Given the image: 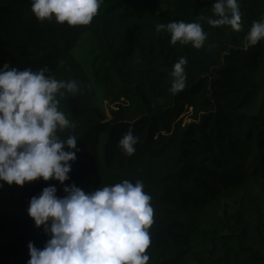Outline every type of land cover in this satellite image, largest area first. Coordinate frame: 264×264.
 I'll return each mask as SVG.
<instances>
[{"label": "trees", "instance_id": "16d2710c", "mask_svg": "<svg viewBox=\"0 0 264 264\" xmlns=\"http://www.w3.org/2000/svg\"><path fill=\"white\" fill-rule=\"evenodd\" d=\"M216 0H104L89 25L41 23L31 0H0V69H50L80 91L60 98L78 139L70 180L86 193L124 180L151 195L148 264H264V40L246 36L264 0H238L242 29L213 27ZM202 18V19H198ZM199 22L202 48L170 44L158 24ZM180 57L186 88L169 89ZM139 138L128 156L118 147ZM65 150H68L67 148ZM58 181L0 188V264H27L50 238L30 199Z\"/></svg>", "mask_w": 264, "mask_h": 264}, {"label": "clouds", "instance_id": "9594fccd", "mask_svg": "<svg viewBox=\"0 0 264 264\" xmlns=\"http://www.w3.org/2000/svg\"><path fill=\"white\" fill-rule=\"evenodd\" d=\"M103 2L31 0V11L41 23L54 19L60 25L86 26ZM213 14L217 18L207 21L211 26L241 31L238 0H216ZM156 30L167 31L172 45L179 42L200 49L207 39L199 22L158 24ZM246 40L250 46L264 40V19L253 21ZM187 63L180 57L170 73L169 91L174 95L187 86ZM49 71L48 67L19 70L9 64L0 69V188L4 183L23 187L40 178L61 185L70 180L80 149L75 135L66 139L59 135L74 127L59 105L65 93L76 96L80 87L75 80L58 81L47 75ZM138 142L129 130L118 147L132 156ZM57 191L50 185L30 199L28 215L50 238L43 248L28 243L27 264H148L154 209L142 181L124 180L89 193L73 183L63 187V197Z\"/></svg>", "mask_w": 264, "mask_h": 264}]
</instances>
